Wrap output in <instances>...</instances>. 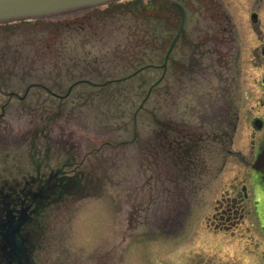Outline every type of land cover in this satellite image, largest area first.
<instances>
[{"label": "rangeland", "instance_id": "1", "mask_svg": "<svg viewBox=\"0 0 264 264\" xmlns=\"http://www.w3.org/2000/svg\"><path fill=\"white\" fill-rule=\"evenodd\" d=\"M168 1L0 24V184L75 182L34 220L36 264H264V0Z\"/></svg>", "mask_w": 264, "mask_h": 264}, {"label": "flooded vegetation", "instance_id": "2", "mask_svg": "<svg viewBox=\"0 0 264 264\" xmlns=\"http://www.w3.org/2000/svg\"><path fill=\"white\" fill-rule=\"evenodd\" d=\"M262 160V156L259 157L254 170L262 166ZM258 177L264 181V175ZM73 184L57 174L47 179L31 178L22 185L17 181L0 184V264H36L38 237L32 229L34 220L50 198L53 200L61 192H70ZM226 214L223 212L220 217L224 219Z\"/></svg>", "mask_w": 264, "mask_h": 264}, {"label": "water", "instance_id": "3", "mask_svg": "<svg viewBox=\"0 0 264 264\" xmlns=\"http://www.w3.org/2000/svg\"><path fill=\"white\" fill-rule=\"evenodd\" d=\"M113 1L116 0H0V24L54 17ZM253 125L257 129L262 127L260 120H255Z\"/></svg>", "mask_w": 264, "mask_h": 264}, {"label": "trees", "instance_id": "4", "mask_svg": "<svg viewBox=\"0 0 264 264\" xmlns=\"http://www.w3.org/2000/svg\"><path fill=\"white\" fill-rule=\"evenodd\" d=\"M164 4H167V5H170V6H176L175 3H172L171 1H168V0H166V2ZM93 15H94L93 16L94 19H97V18L100 17V13H97V12H94ZM87 19H88L87 17H83V18H81V20H78V21H80V23L78 24L79 26H77V29L81 30L82 27L84 28V26H89L88 24H86ZM75 22L76 21H74V23ZM22 27H25V28H27L29 30L37 31V32L41 33L42 35H44V34L45 35L53 34V35H55L54 37H58L62 30H65V31H67V30H71L72 31L73 30V29H69V27H67L65 24H63L62 26L60 24L47 26V25H44V24L40 25V23H37V24H31V25H25V26L20 25L19 26V28H22ZM31 33H32V31H31ZM3 40L7 41L8 43L10 42V40L15 41V39H3ZM148 40H149V42H151L150 40H152V39H148ZM49 41L50 42L52 41V43H48ZM36 42H41L42 47L46 50V53L49 56L50 55L53 56L54 52H53V49L51 48L52 44L54 45V44H58L59 42L61 43V39H37ZM101 64H102V62L100 61V59L94 58L92 60L87 61L86 65L90 66L91 69L93 68V72L97 73L99 71H96V70H101ZM74 66L77 67L76 61H74L72 63V67H74ZM156 67L157 66L153 62V57H151V59L149 57L148 59H146V65H144L143 69H145V68H156ZM66 70H69V68H66ZM80 70H81L80 71L81 75H82V73L89 74V73H87L88 71L92 72L91 70H85L84 67H81ZM134 74H136V73H134ZM132 75L133 74L127 75L124 78L119 79V80H112V81L103 82V83L97 84L95 86H97V87H105V86H109V87L113 86V87H115V86H117L119 81H121V82L128 81L131 78ZM83 77H85V75ZM82 80H83V78H82ZM79 82H81V78L74 80L70 84V86L66 89V91H64V95L63 96L64 97H69L72 94L73 90H74L73 88L75 87V84H79ZM158 82H159V79L158 80H153L150 83L149 88L144 93L142 101L146 102L147 100L150 99L151 95L153 96L154 91L157 88L156 86L158 85ZM80 84H88V85L93 86V84H91V83L89 84L88 81H82V83H80ZM150 114L154 115L153 113H150ZM67 180L71 181L70 178H67ZM62 193L60 194V196L62 195Z\"/></svg>", "mask_w": 264, "mask_h": 264}]
</instances>
